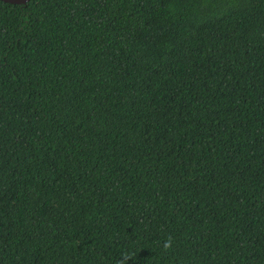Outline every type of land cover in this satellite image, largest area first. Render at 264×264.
Instances as JSON below:
<instances>
[{"label":"trees","instance_id":"1","mask_svg":"<svg viewBox=\"0 0 264 264\" xmlns=\"http://www.w3.org/2000/svg\"><path fill=\"white\" fill-rule=\"evenodd\" d=\"M0 264H264V0L0 1Z\"/></svg>","mask_w":264,"mask_h":264},{"label":"water","instance_id":"2","mask_svg":"<svg viewBox=\"0 0 264 264\" xmlns=\"http://www.w3.org/2000/svg\"><path fill=\"white\" fill-rule=\"evenodd\" d=\"M9 4H26L29 0H0Z\"/></svg>","mask_w":264,"mask_h":264},{"label":"clouds","instance_id":"3","mask_svg":"<svg viewBox=\"0 0 264 264\" xmlns=\"http://www.w3.org/2000/svg\"><path fill=\"white\" fill-rule=\"evenodd\" d=\"M170 247V242L165 244V248Z\"/></svg>","mask_w":264,"mask_h":264}]
</instances>
